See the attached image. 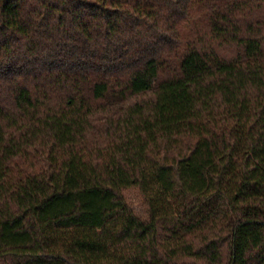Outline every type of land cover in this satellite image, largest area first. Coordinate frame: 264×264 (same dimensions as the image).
<instances>
[{
	"label": "trees",
	"instance_id": "16d2710c",
	"mask_svg": "<svg viewBox=\"0 0 264 264\" xmlns=\"http://www.w3.org/2000/svg\"><path fill=\"white\" fill-rule=\"evenodd\" d=\"M0 264H264V0H0Z\"/></svg>",
	"mask_w": 264,
	"mask_h": 264
},
{
	"label": "rangeland",
	"instance_id": "374dc122",
	"mask_svg": "<svg viewBox=\"0 0 264 264\" xmlns=\"http://www.w3.org/2000/svg\"><path fill=\"white\" fill-rule=\"evenodd\" d=\"M125 201L132 207L133 211L142 219H147L145 200L136 187H129L122 190Z\"/></svg>",
	"mask_w": 264,
	"mask_h": 264
}]
</instances>
